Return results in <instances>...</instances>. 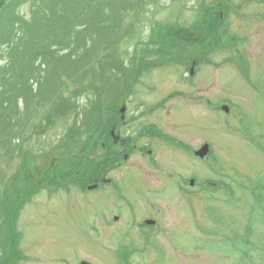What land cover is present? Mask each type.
<instances>
[{
    "label": "rangeland",
    "instance_id": "rangeland-1",
    "mask_svg": "<svg viewBox=\"0 0 264 264\" xmlns=\"http://www.w3.org/2000/svg\"><path fill=\"white\" fill-rule=\"evenodd\" d=\"M33 1L36 5L25 1L21 6L16 0L10 7H17L14 44L22 41L23 47L30 40L25 25L28 28L41 12L38 4L50 15L47 7L51 9L54 0ZM221 1L231 16L224 31L239 41L222 38L230 52L217 48L216 54L206 56L204 67L193 63L192 76L197 74L191 78L187 73L191 57L200 56L201 43L208 51L217 41L206 38L210 22L202 18L201 6ZM162 3L149 6L143 18L134 14L119 24L131 34L103 63L96 60L110 43H103V36L100 41L95 36L91 52L77 48L80 53L73 59L80 62L78 68L95 62L90 69L98 66L93 72L96 78L85 76L88 71L77 74L65 62L57 65L42 58V86L32 80L27 96L14 101L17 108H8L7 99H0V262L2 242L9 249L6 233L15 221L16 240L22 238L30 258L19 264H264V18L254 15V10L264 13V2ZM201 18L204 22L199 25ZM74 26L61 28L58 35H68ZM170 26L176 28L173 31L182 30L178 37H167ZM9 29L8 20L0 28V41L7 38ZM36 36L40 42L44 34ZM79 36L70 33L62 41L74 43ZM14 49L10 45L0 49L3 80L7 76L18 80L13 77L16 71L13 76L7 72ZM23 52L16 51L14 56ZM30 57L21 59L27 64ZM21 64L16 65L19 75L24 73ZM99 92L104 94L102 111L93 108ZM33 96L38 98L30 107L28 100ZM62 103L67 106L64 111ZM114 108L126 113L127 119L140 118L134 125L140 122L144 129H153L150 137L160 132L161 140H152L151 156L137 150L124 166L111 170L106 177L109 187L93 192L89 190L97 186L88 187L85 193L82 185L94 179L90 172L116 153L106 150V138L98 139L95 146L99 132L90 139L100 119L106 122ZM139 129L122 128L119 135L124 140L138 139V149L151 145L149 136L137 138ZM206 143L213 157L198 159L195 151ZM51 164L58 169L49 174ZM73 164H81L76 178L70 176ZM10 182L19 190L9 191L14 197L6 198L11 196L5 190ZM29 196L33 197L28 203L17 206ZM12 207L17 215L10 214ZM113 215H122L124 223L120 219V225L113 224L110 231L103 229L102 217ZM149 219L156 221L154 226L144 224ZM35 257L41 262L35 263Z\"/></svg>",
    "mask_w": 264,
    "mask_h": 264
},
{
    "label": "trees",
    "instance_id": "trees-1",
    "mask_svg": "<svg viewBox=\"0 0 264 264\" xmlns=\"http://www.w3.org/2000/svg\"><path fill=\"white\" fill-rule=\"evenodd\" d=\"M14 1L16 0H0V28L4 27V25L8 22V20L10 21V26H11V29H9L6 32L7 38H4L3 40L0 41V49H4L5 46L7 45H10L11 47L16 48L12 51L13 57L12 58L10 57V61H9L11 64V67L7 70V72L9 74H12L14 71H16V76L15 75L13 76V74L12 76L18 78V80H15V79L11 80V76H7L5 80L0 78V80L4 81L0 83V99H7L6 101L9 104L8 108H11L12 106H16L17 108L18 104L15 105L14 101L17 100L16 98L18 96L22 97V95L25 93L27 96L28 92L31 91V89L33 88L31 85L32 80L34 81V83L36 81L37 86L39 87L42 86L43 79H42L41 72L43 71V69L40 66L41 64L40 60L42 58H47L48 63L49 61H51V62H55L57 65H58V62L60 61L65 62L66 64H70L68 65V68L71 69L73 67V71L79 74L81 70V67L78 68L80 66V62H76L73 59L75 55H78L80 53V51L79 52L77 51L78 47L80 49L83 48L87 52H91V50H89V46L95 42L94 41L95 36L97 35V39L99 37V41L103 36L104 38L103 43L110 41V43H108V45L103 47V49L101 50V51L104 50L103 54H101L102 57H99L96 59L97 61L100 60L101 63H103L105 58L113 57L114 53H116V48L118 49L122 48L124 44L123 43L124 39L129 34H131V32H124L120 29L119 24H122V21L124 19H126L128 16H133L134 14L137 16H140V18L141 17L143 18L147 15V11L150 12L151 10L148 8L149 6L159 7L163 4L162 3L163 0H84L85 2H83V0H81V2L80 0H54L52 3L51 9L50 7H47L50 13V15H48V11L45 10V6L43 7V4L41 6V4L39 3L37 8L41 9V12L36 13L37 15L35 14L33 16L32 22L30 23L28 28L25 25L26 36H28L30 40H28L27 44L25 43L23 47L21 44L22 41L18 43L16 42L14 44V40H13L15 38L13 37L14 35L13 32H15L14 23H15V20L17 19V17H15L14 14H15V10L17 9V7L16 8L14 7V9H11L10 7L13 5L12 3H14ZM19 1L20 3L25 2V1H26L25 3H31V2L34 3L33 0L32 1L31 0L29 1L19 0ZM22 5H25V4L21 3V6ZM61 6L62 8H60ZM221 9L222 8L218 6V7H214L208 10L206 7L203 6L204 12H203L202 18L204 17L210 22V23H206L207 25L206 26L207 28L206 38L207 39H212V40L216 39V36L218 34L217 31L219 29L216 28V25L214 23L215 22L214 17H216V19L220 21L219 14L221 12ZM79 10H80V13H79ZM109 10L111 11V13L108 14ZM143 11H145L144 16H143ZM41 14L43 15L40 16ZM69 15L71 16L69 17ZM20 21H23V20L20 19ZM203 22H204L203 20L200 21V23H203ZM25 23H28V22H24L22 24H25ZM72 23L75 24V26L71 30L68 31L69 34L68 35L61 34L62 36L60 37L58 35L59 33H62L60 29L66 28L69 25L71 26ZM173 30H176V28L170 26L167 32L168 34L167 37L172 35L171 39H173V34H174ZM37 32L44 34L40 42H39L38 36H36ZM74 32H76L77 34L78 33L81 34V36L77 37L79 39L78 41L74 43H70V44L62 41V39L67 38L70 35V33H74ZM102 45L103 44L101 43V46ZM27 46H29L30 48H28ZM30 49L32 50V52H29ZM23 50H25V53L23 52L22 56L20 57L14 56L16 51H23ZM99 53L97 55H100ZM29 55L31 56L30 57L31 59L29 63L25 64L26 61H24V59H21V58L25 57L27 59ZM66 58H69V61ZM19 62H22L21 65L24 69L23 75H19L16 69V65ZM94 64L96 63L93 62V63L85 65V67L82 68L81 72L88 71L85 74V76L95 77L93 72L98 69V66L93 67L92 68L93 71L89 73L92 70L90 68ZM106 64L110 65L111 61L107 62ZM27 66L29 69H31V71L26 72ZM35 70L39 71L38 74L35 72ZM34 75L36 76L39 75V77L36 80H34L32 79ZM135 83L137 82H132L131 85ZM93 91L96 94L95 88L91 92L92 99H93ZM101 95H104V94L101 92L97 93L96 102H94L93 108L94 106H97L98 109H101L102 111L103 109H102L101 104L103 100L101 98ZM37 98L38 96H33L32 99H29L28 105L30 107H34L35 104H32V102L34 103V101H36ZM62 104L64 106L62 111H64L67 106L65 103H62ZM93 111L91 112L92 115H93ZM112 112H113V115L107 118L106 122L105 120L103 121L100 119L96 127V132L93 131L92 136L90 138V139H93L95 135L99 132L97 139L94 141L95 146H96V142H98V139H101V137L106 138V142H108L109 144L107 148L109 152H110V130L113 124L119 121L118 119L119 109L114 108ZM102 126H104V129L101 130L100 132L99 130L102 129ZM85 129L87 132L89 131L88 127H86ZM89 143L90 142L87 141L84 145V148L87 147ZM109 158L110 157L107 156L104 159L105 162L103 164L99 163V167H98V164L96 165V168L94 169L93 173L90 172V176H89L90 179L92 178L94 179L82 185L83 187H86L87 184L97 181L102 169H108L110 167H114V165L118 161V158H116L115 156L111 160ZM73 161H74V164L76 165L77 160L75 159ZM75 165L73 169L71 170L72 172H70V176L73 178H76V174L80 173V168H81L80 167L81 164L77 166ZM48 168L50 169L49 174L51 173V171H56L58 169V167H56L54 164H51L50 167ZM86 168H88L90 171L91 165L88 164ZM5 190H7L8 195H11V196H7L6 194V198H8V197H14V195L10 194L9 191H16L19 189H16L13 186V183L10 182L8 186L5 185ZM18 195H19V192H18ZM6 198L4 197V199ZM12 213H16V215L18 214L16 207H12V209H10V214ZM11 227H12L13 235L7 237L9 240H13L15 239V237H17V234L13 232L15 228V221L11 223ZM2 244H4L6 248L8 247L7 246L8 244L5 245V243L3 242Z\"/></svg>",
    "mask_w": 264,
    "mask_h": 264
},
{
    "label": "flooded vegetation",
    "instance_id": "flooded-vegetation-1",
    "mask_svg": "<svg viewBox=\"0 0 264 264\" xmlns=\"http://www.w3.org/2000/svg\"><path fill=\"white\" fill-rule=\"evenodd\" d=\"M253 1V0H252ZM255 2L257 3V4H261V3H263L264 2V0H255ZM248 3H251V1H249ZM255 7V6H254ZM254 15H255V18L257 19V15H259L258 17H260V18H264V13H261L260 11H258V10H254ZM214 14V13H213ZM230 17L231 16H228V18H226V15H225V13L223 12V10H221V12H220V21H218L217 19H216V17H214V20H215V25H216V28L217 29H220L221 31H222V34H220L219 36H218V38H217V45L218 46H223L222 44H223V39L222 38H231L232 36H230V35H228V33H229V31H224V27H226L227 29H228V22H229V20H230ZM224 21V23H222ZM233 39H232V41H236L237 40V38L233 35V37H232ZM239 40H237V42H238ZM237 42H235V43H237ZM202 47V48H201ZM201 53H200V56H193V57H191L192 59H191V63H193V61L194 62H198V65H197V68H200L201 66H205V63H206V61H205V58H206V54H207V51L205 50V47H204V44H202L201 43ZM223 48H225L226 49V47H223ZM227 51H228V49H226ZM228 52H230V51H228ZM219 53H222V51H220ZM239 53V51L237 50V52H236V54H238ZM194 65V64H193ZM197 73H195V75H196ZM140 120V118L139 119H137L136 117H131V118H129V119H127V116H126V121L125 122H123L122 124L121 123H117V124H114L113 125V127H112V129L114 128V127H116V132L118 133V132H121V131H123L122 130V128H124V129H133L134 128V126L135 127H141V130H140V132H139V134L137 135V138H139V137H143V136H149L150 137V135L151 134H153V129H144L143 127H142V125L140 124V122L137 124V125H134V123H136L137 121H139ZM136 121V122H135ZM157 130V132H159L158 130V128H156ZM144 130V131H143ZM111 133H112V131H111ZM159 135H160V132H159ZM159 135H157V137H155V136H151L150 138H146L147 140H153V139H155V138H158L159 139V141L161 140L160 138H159ZM155 140H157V139H155ZM125 141H127V142H125V146H122V143H121V141H116L115 143H112V146H111V148L112 149H116V150H119V152L121 153V154H123L125 151H127V152H130V153H135L137 150L138 151H141V153L142 154H146V155H152L153 154V149L155 148V141L153 142V143H151V145H149V146H146V147H140V149H138V139H134L133 137H129L128 136V139H126ZM157 143H159V142H157ZM175 147H176V145L175 144H173ZM153 146H154V148H153ZM106 147V146H105ZM200 148H202V147H200ZM124 151V152H123ZM196 152L197 151H195V154H194V156H196L197 158H199L197 155H196ZM127 154L128 156V160H129V156H132V154ZM126 163V162H125ZM125 163L124 164H119V166H124L125 165ZM118 166V167H119ZM110 169V168H109ZM119 169V168H118ZM100 183L98 184L97 183V186H98V188H105V186L107 187H109L110 185H111V181L109 180H107L106 179V177H107V174H106V170H101V173H100ZM103 215L105 214V213H102ZM134 216V215H133ZM129 217H131V216H129ZM135 217V216H134ZM103 219H102V227H103V229H105V230H107V231H110V229L111 228H113V226L114 225H120L119 224V221H120V219H121V222L122 223H124V221L125 220H123L122 219V215H121V217L119 216V215H113V216H110V218H109V216H106V217H102ZM147 221H155V220H151V219H149V220H145L144 221V224H146V222ZM114 224V225H113ZM133 226L135 227V226H137V224H136V217H135V220L133 221ZM116 231V230H115ZM24 245H25V243H24ZM24 245L22 246V250H23V253L24 254H26L27 256L29 255L28 254V252H27V249H26V246L24 247ZM29 257V256H28ZM33 261L35 262V263H37V262H41V260H40V258L39 257H35L34 259H33ZM59 261L60 262H62V258H59Z\"/></svg>",
    "mask_w": 264,
    "mask_h": 264
},
{
    "label": "water",
    "instance_id": "water-1",
    "mask_svg": "<svg viewBox=\"0 0 264 264\" xmlns=\"http://www.w3.org/2000/svg\"><path fill=\"white\" fill-rule=\"evenodd\" d=\"M207 153H208V148L205 147L204 150H202L201 152H199V153H197V154H198V156H200V158H205L206 155H207ZM83 264H87V263H83Z\"/></svg>",
    "mask_w": 264,
    "mask_h": 264
}]
</instances>
